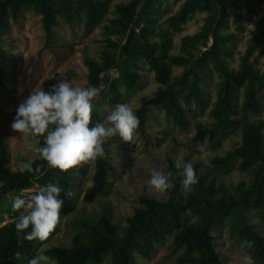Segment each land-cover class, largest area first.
Segmentation results:
<instances>
[{"label":"trees","instance_id":"obj_1","mask_svg":"<svg viewBox=\"0 0 264 264\" xmlns=\"http://www.w3.org/2000/svg\"><path fill=\"white\" fill-rule=\"evenodd\" d=\"M111 1L0 0V51L2 31L9 28L10 21L17 22L25 9L40 16L47 41L54 37V27L59 22L67 25L79 22L86 32L100 26L104 37L99 57H83L86 68L83 87L91 85L99 89L89 126L103 120L98 112L100 105L113 107L122 103L124 95L134 89L141 77L137 71L140 64H146L158 86L133 109L139 118L135 132L141 137L146 136L151 108L161 109L166 121L184 128L191 110L189 106L198 108L206 104L208 98L203 84L215 73L217 81L208 120L195 124L192 142L212 143L230 129L238 128L239 145L223 156L213 157L210 169L226 172L236 163L240 171L250 174V179L227 187L209 175V169L200 171L199 164L193 163L197 183L191 192L184 193L180 185L182 168L177 169L176 163L167 158L164 170L171 173L173 186L162 192L165 199L140 195L123 226L112 222L110 210L105 207L95 216L78 222L80 228L71 236L68 246H51L44 253L51 257V264H98L104 256H108L107 264H146L137 263L136 257L148 259L155 245L170 237L175 253L173 264H224L216 249L213 231L225 228L235 242L241 246L244 242L242 247L255 264H264V131L262 120L254 117L261 112V97H264V70L259 71L257 67L259 58L264 59V16L247 38L236 67L231 68L226 58L231 56V48L243 26L241 16L232 11L235 28L224 31L230 13L224 0H173L179 1V5L164 19L167 28L159 23L161 3L167 0L120 1L113 5L112 16L107 17ZM261 3L264 0H246L250 13ZM196 12L204 13L199 29L181 37L177 53L170 52L171 34L180 32ZM174 66L182 68L176 76L171 75ZM111 70L117 75L113 76ZM2 79L0 68V85ZM52 84L45 82L43 88L48 89ZM108 141L104 145L105 157L91 160V184L82 196L85 203L103 195L108 176L116 172ZM7 155L4 138L0 135V203L7 204L5 212L9 216L0 226V264H23L42 241L26 240L22 234H17L15 221L19 210H12V199L22 195L24 190L33 188L34 192L38 185L54 182L73 193L70 197L61 193L64 204L60 216L72 213L76 207L74 174H84L89 160L62 172L49 168L37 154L32 160L33 168L39 165L41 172L36 174L11 170L7 166ZM251 214L256 216L257 223L251 222ZM16 253H20L19 258Z\"/></svg>","mask_w":264,"mask_h":264},{"label":"rangeland","instance_id":"obj_2","mask_svg":"<svg viewBox=\"0 0 264 264\" xmlns=\"http://www.w3.org/2000/svg\"><path fill=\"white\" fill-rule=\"evenodd\" d=\"M120 1L125 0L110 2L107 17L112 16L113 5ZM224 4L230 12L224 31H233L235 28L236 20L232 11L241 16L243 26L242 31L237 33L236 43L231 48V56L226 58L229 67L235 68L239 55L244 51L247 38L257 29L259 20L264 16V3L256 5L252 13L249 12L250 6L246 4V0H224ZM178 5L179 1L173 2V0L161 3L162 16L159 23L163 28H167L163 22L164 19L171 15ZM203 16L204 13H194L191 19L182 26L180 32L171 34L173 47L170 52H178L181 37L195 33L202 23ZM54 33V37L47 41L40 16L27 9L23 10L17 22L10 21L9 28L1 33L0 68L3 72V83L0 85V135L4 138L8 151L7 166L11 170H18L24 161L33 160L37 155L25 148L20 134L10 127L18 105L32 89L43 87V84L49 81L54 84L59 78L68 79L74 85L83 87L86 75L83 57L88 55L98 58L102 49L104 36L100 26L86 32L79 22L72 25L59 22L54 27ZM257 67L259 71L264 70L263 58H259ZM137 71L141 77L134 89L124 95L122 101L132 109L140 105L142 97L151 96L158 86L153 78V72L146 64H140ZM181 71V67L174 66L171 75L176 76ZM111 72L114 73L113 70ZM216 81L215 73H211L205 79L203 85L208 100L203 107L189 106L191 110L187 114L188 122L184 128H179L170 121H166L161 109L151 108L146 123L145 137L134 132L130 142L122 141L118 135L110 138L108 150L116 172L108 176L105 193L92 202L82 201L84 189L91 184L93 165L90 159L84 174H74L75 210L66 216H59L54 231L36 247L34 255L41 251L44 252L51 246H68L71 236L80 228L78 222L83 218L95 216L105 207L110 210L112 222L123 226L126 217L137 206V198L140 195H149L159 200L165 199V194L150 186L148 180L152 169L165 167L167 158L172 159L174 163H198L200 171L209 169V175L215 176L227 187L241 180L248 182L250 174L240 171L236 163L232 164L226 172L220 169H210V160L213 157L223 156L227 151L239 145L238 128L230 129L212 143H208L207 140L192 142L195 124L208 120L207 113L214 100ZM240 98L239 96L237 102ZM95 99H99V95ZM261 101L262 110L254 117L262 120L264 131V97H261ZM111 108L100 105L98 112L104 118ZM32 191L33 188L24 190L22 196L26 197ZM6 206L5 202L0 203V226L9 220L8 213L5 212ZM249 219L253 223L258 222L253 214L249 215ZM213 234L216 235V249L223 263L242 264L241 258L248 253L240 243L231 239L225 228L215 230ZM136 258L137 263L173 264L175 253L172 251L171 238L166 237L161 243L156 244L148 259L140 256ZM27 260L23 264H27ZM108 261V256H104L98 264H107Z\"/></svg>","mask_w":264,"mask_h":264},{"label":"clouds","instance_id":"obj_3","mask_svg":"<svg viewBox=\"0 0 264 264\" xmlns=\"http://www.w3.org/2000/svg\"><path fill=\"white\" fill-rule=\"evenodd\" d=\"M98 92L95 86L81 87L59 78L48 89H32L16 108L10 127L20 134L25 148L38 154L37 158L45 161L49 168L65 172L81 162L104 158L105 143L117 135L122 141L130 142L139 126V118L127 104L116 103L103 120L90 127L93 101ZM175 167L182 168L181 190L191 192L197 183L192 164L177 162ZM19 171L39 174L41 168L37 165L34 169L33 161L28 159L21 164ZM170 176L164 166L152 169L148 184L163 192L173 186ZM62 192L66 197L73 195L58 183L48 182L38 185L26 197L15 196L11 206L14 212L19 210L15 221L17 234H22L26 240L48 238L58 223L64 204ZM247 244L251 247V241ZM16 256L19 258L20 253ZM241 259L242 264H255L249 255ZM27 264H51V257L41 251L29 258Z\"/></svg>","mask_w":264,"mask_h":264},{"label":"built area","instance_id":"obj_4","mask_svg":"<svg viewBox=\"0 0 264 264\" xmlns=\"http://www.w3.org/2000/svg\"><path fill=\"white\" fill-rule=\"evenodd\" d=\"M113 74H114V75H113ZM112 75L115 76V75H117V74H116V72H114V73L112 72Z\"/></svg>","mask_w":264,"mask_h":264}]
</instances>
